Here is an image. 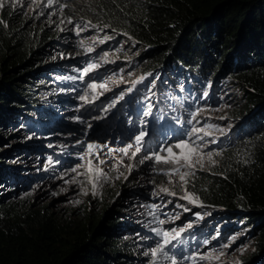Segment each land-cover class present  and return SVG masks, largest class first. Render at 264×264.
I'll list each match as a JSON object with an SVG mask.
<instances>
[{
    "label": "rangeland",
    "instance_id": "374dc122",
    "mask_svg": "<svg viewBox=\"0 0 264 264\" xmlns=\"http://www.w3.org/2000/svg\"><path fill=\"white\" fill-rule=\"evenodd\" d=\"M70 1L53 0L49 4V0H19L17 6L13 7L16 0H6L5 6L0 8V21H3V24L13 28L20 27L34 36L37 31L39 35H47L48 43L42 57L51 58L41 64L42 68L50 64H61L64 69L63 72H46L40 78H28L34 84L41 85L34 86L37 91L49 93V96L53 94L54 99L52 98L49 105L38 104L40 109L45 107L44 113L47 115L45 113L40 119L48 123V130L41 132L36 128H28L25 122L18 120L22 118L34 121L36 117H22L18 114L12 115L10 120L19 123L10 126V129L8 126L0 129V134L6 137V140L0 142V154H4L1 157L3 166L0 168H11L3 174L7 181L3 180L0 184V200H4L3 204L12 203L19 214H24L29 209H48L58 218L74 223L84 221L92 214L106 216L113 197L120 194L122 204L117 208L119 214L115 216L124 225L118 236L133 239L137 249L134 258L138 264H151L150 256H145L144 253L155 247L156 242L161 239L152 231L156 228L161 231H170L172 228L185 229L180 238L173 242L177 252L183 250L184 255L193 257L185 260L184 264H237V261L240 264H249L247 258L251 256L255 246L251 237H243L247 234L241 232V229L246 228L239 227L243 222L238 221L239 226L233 229L234 224L230 226L221 216L213 215L215 211L201 203L196 195L187 189L186 183L179 179V175L170 174L171 169L179 165L157 164L154 159L139 163L146 154L143 146L141 152L132 156L136 147L135 135L141 131L146 133L144 145L151 150H157L172 146L180 139H189L193 127L202 128L210 135L205 136L204 132H201L199 136H203V140L192 135L191 141L199 146L204 155V167H180V172L195 173L188 175L186 180L210 173L221 156L224 145L221 141L230 135L236 125L229 112L237 100L232 89L227 90L220 79L216 86L214 102L209 103L206 108H201L198 107L195 92H192L191 97H186V92L180 89L181 84H176L180 81L168 84L172 92L176 93L174 89L182 91L194 107L188 115L187 120L191 123L186 121L188 127L184 136L173 135L176 124L174 125L169 117H177V114L171 105L168 108L173 110L174 115L159 108L158 87L154 86L163 72H157L149 78V89L146 88L148 92L142 94L139 85L146 75L136 70L140 63L135 66L133 61H130L141 55L136 53V45L125 40L124 35L115 40L119 35L114 33L109 25L87 12L81 14L76 9L78 5L70 4ZM69 19L73 21L72 24L68 23ZM75 24H88V27L77 35ZM106 35L112 39L103 44L99 43ZM56 40L58 42H55ZM66 43L75 48L74 56L62 52L63 44ZM89 48L93 51L89 52ZM104 52H108L107 59L112 61L111 63L100 59ZM121 52L128 57L120 56ZM92 63L99 64L100 67L81 79L83 69ZM72 76L76 79H67ZM63 82L72 84L65 85ZM89 83H106L107 89L98 88L93 92L87 87ZM197 83L193 84L198 85ZM24 85L29 86L27 81ZM211 87L207 83L204 84L198 95L202 99L211 100L210 94L204 95ZM85 93L89 101L87 103L80 99ZM175 101L180 109L188 113V108L180 104L177 96ZM149 110L150 114L145 115ZM176 119L178 126L184 127L181 116ZM129 143L133 144V147L129 148L128 154L125 155L120 149L127 148ZM89 144L94 145L91 150L88 149ZM13 151L14 154H8ZM173 151L178 156L193 158L190 149L173 148ZM208 152H212V160L215 163L208 161ZM160 155L169 156V153L165 151ZM89 160L92 161L91 165ZM73 168L76 171H72ZM161 188L175 192L176 195L161 192ZM185 190L193 194L195 203L190 204L187 200L180 199ZM184 208L189 210L184 211ZM160 220L164 223L160 224ZM189 224L192 225L191 228H188ZM223 234L225 235L219 240ZM205 240L208 241L207 244L204 243ZM226 244L229 246L224 247ZM201 255L210 258L199 259ZM157 264H171V261L165 260L161 255L157 258Z\"/></svg>",
    "mask_w": 264,
    "mask_h": 264
},
{
    "label": "trees",
    "instance_id": "16d2710c",
    "mask_svg": "<svg viewBox=\"0 0 264 264\" xmlns=\"http://www.w3.org/2000/svg\"><path fill=\"white\" fill-rule=\"evenodd\" d=\"M70 4L78 5L81 14L87 12L109 25L119 35L115 40L124 35L136 45V53L141 55L130 61L135 66L140 63L136 70L146 75L139 85L142 94L148 92L149 78L163 72L154 85L158 87V106L173 115L174 110L184 125L178 126L177 117L169 115L176 124L173 135L186 133V121L194 109L186 97L192 92L198 107L206 108L214 102L220 79L227 90L232 89L235 99H239L229 109L236 125L221 141L224 145L214 169L202 177L188 178L186 187L215 211L213 215L221 216L230 226L234 224L233 229L243 222L239 226L246 228L241 229L247 233L243 237H251L255 246L248 263L264 264V0H71ZM35 36L0 23L2 130L18 121L41 132L49 129L48 123L40 119L46 113L45 107L40 109L38 104L49 105L53 94L37 91L34 86L41 85L28 78L64 69L61 64L42 68L51 58L42 57L47 35L37 31ZM63 46V53L76 54L69 44ZM120 56L128 57L123 52ZM25 81L29 86L24 85ZM174 83L181 84L177 86L186 97L182 91L169 89L167 85ZM206 83L212 86L207 92L211 100L198 95ZM175 96L188 113L180 109ZM170 105L173 110L168 108ZM14 114L34 115L36 120L20 118L14 122L10 120ZM3 140L6 137L0 134V142ZM8 168H0V184L7 181L3 174ZM121 198L120 194L113 197L106 216L92 214L74 223L48 209H29L19 214L12 203L0 200V264H138L133 239L118 236L124 225L115 216Z\"/></svg>",
    "mask_w": 264,
    "mask_h": 264
},
{
    "label": "snow or ice",
    "instance_id": "6c2138e0",
    "mask_svg": "<svg viewBox=\"0 0 264 264\" xmlns=\"http://www.w3.org/2000/svg\"><path fill=\"white\" fill-rule=\"evenodd\" d=\"M5 2L6 0H0V8H3L5 6ZM52 2L53 0H49V4H51ZM18 3H19V0H16V3H14L12 6L16 7ZM61 7H63V5H61ZM0 23H3V21H0ZM68 23L72 24L73 21L69 19ZM90 23L91 22L89 21L88 24ZM88 24H84V25L75 24L74 27L76 29V34L79 35L81 31L86 30L88 27ZM4 26L7 27L8 25L5 23ZM93 27H95V25H93ZM110 39H112V37L106 35L104 36L102 40L99 41V43L103 44L105 41L110 40ZM81 47H83V41H81ZM88 51L91 52L93 51V49L89 48ZM107 57H108V52H104V54L100 57V59L104 61L105 63H111L112 61L108 60ZM98 67H100V65L96 63L88 64L87 67L83 69L82 75L80 78L83 79L84 76H88L94 69ZM67 79L75 80L76 77L74 76L67 77ZM87 87L91 89L93 92H96L98 88L106 90L107 84L106 83H101V84L89 83ZM129 91H131V89ZM204 95L207 96V93H204ZM80 99L82 101H85L86 103L89 102L87 99V93H85V95L80 96ZM121 99H123V97H121ZM148 114H150V110L149 112L145 113V115H148ZM189 123L191 122L189 121ZM201 132H204V129L193 127L191 129V133L189 134V139H180L177 143H175L172 146H168L167 148H159L157 150H151L150 148L144 145V138H145L146 133L144 131H141L139 134L135 135L134 140H135L136 147H135V151L132 153V156L134 157L136 153L141 152V148L143 146L145 147L146 154L144 155L142 159L139 160V163L143 164L145 160L154 159V161L157 164L163 163V164L179 165V167H173L170 171V174L179 175V179L182 182L187 183V180L185 178L188 175H195V173L194 172L181 173L180 167H185L188 169H195L197 165H199L200 169H203L204 167V163H203L204 155L201 153L199 146H197L194 141H191L192 135H196L200 140H203V136H199V133ZM204 135L207 136V135H210V133L204 132ZM93 147L94 145L92 144L88 145L89 150H91ZM132 147H133V144L129 143L127 145V148H122L120 149V151H122L125 155H127L128 149ZM173 148L180 149V150L190 149V151L193 154V158H189L187 156H182V155L178 156L177 153L173 151ZM165 151L169 153V156L160 155L161 152H165ZM148 152H150L151 154L149 155ZM212 155H213L212 152H208L207 159L209 162L215 163L212 160ZM181 160H183V163H181ZM99 162L103 163V161H99ZM88 163L89 165H91L92 161L89 160ZM129 170H131V168H129ZM72 171H76V169L73 168ZM93 187H95V184H93ZM160 191L166 192L169 195H173V196L176 195L175 192H169V190L166 188H161ZM180 199L187 200L190 204L195 203V198L193 194L187 192V190L184 191V195H182ZM188 210H189L188 208H184V211H188ZM159 223L163 224L164 221L160 220ZM191 227L192 225L189 224L188 228H191ZM152 231L155 233L156 237H160L161 239L156 242L155 247H151L150 251H146L144 253L145 256H150L151 264H157V258L161 255L163 256L165 260H170L171 264H184L185 260L193 259L192 256L184 255L183 250H181L180 252H177L175 250L176 245L173 242L177 241L178 238H180L181 233L185 231L184 228H180V229L172 228L170 231H161L159 228H156V229H152ZM144 239H151V237H144ZM204 243L207 244L208 241L205 240ZM228 246L229 245L227 244L224 245V247H228ZM221 255H223V253H221ZM178 257H179V260H178ZM209 258L210 257L207 255L199 256V259H202V260H208ZM216 258L219 259L218 256ZM237 264H240V262L237 261Z\"/></svg>",
    "mask_w": 264,
    "mask_h": 264
}]
</instances>
